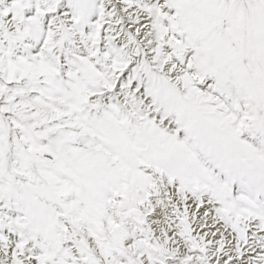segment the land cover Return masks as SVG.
I'll return each mask as SVG.
<instances>
[{"label": "snow or ice", "instance_id": "6c2138e0", "mask_svg": "<svg viewBox=\"0 0 264 264\" xmlns=\"http://www.w3.org/2000/svg\"><path fill=\"white\" fill-rule=\"evenodd\" d=\"M0 264H264V0H0Z\"/></svg>", "mask_w": 264, "mask_h": 264}]
</instances>
